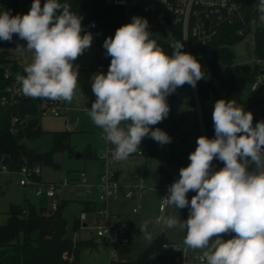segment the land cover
Segmentation results:
<instances>
[{
	"label": "clouds",
	"instance_id": "9594fccd",
	"mask_svg": "<svg viewBox=\"0 0 264 264\" xmlns=\"http://www.w3.org/2000/svg\"><path fill=\"white\" fill-rule=\"evenodd\" d=\"M256 7L264 23V0ZM81 20L60 0H47L43 7L40 0H33L22 16L0 13V41L11 42L15 34L27 42L26 48L17 45V54H33L24 67L26 75L16 76L25 97L72 101L79 75L73 62L93 40L90 32L82 35ZM148 27L147 19L136 16L117 28L103 44L111 57L107 74L92 77L96 99L89 115L118 160L136 153L146 136L160 145L170 143L166 132L151 127L168 116L166 97L185 84L195 88L204 78L197 59L182 51L183 43L173 42L169 55L156 38H150ZM253 119L235 101L217 100L212 112L214 138H197L190 163L180 169L179 179L162 199V208L187 207L189 216L186 220L162 216L156 223L185 230L184 244L201 250L206 264H264V121L253 125ZM214 159L224 167L212 171ZM190 191L196 195L189 201ZM150 223L146 220L139 227L149 241ZM229 233L235 234L233 238L223 239Z\"/></svg>",
	"mask_w": 264,
	"mask_h": 264
},
{
	"label": "trees",
	"instance_id": "16d2710c",
	"mask_svg": "<svg viewBox=\"0 0 264 264\" xmlns=\"http://www.w3.org/2000/svg\"><path fill=\"white\" fill-rule=\"evenodd\" d=\"M33 1V0H29ZM133 6L129 13L125 8L114 5L112 0H60L61 3L70 5V10L82 17L83 32L96 35L97 64L102 68V73L107 74L111 57L106 54L103 47L108 37H114V33L120 26L127 24L129 14H136L153 24L151 13L145 7L152 0H130ZM41 6L47 0H40ZM29 12V11H28ZM28 12H9L10 15H24ZM162 29L171 33L169 41H157L158 45L169 55L173 48V42L183 43L182 30L178 26L164 25ZM236 27H222L216 36L206 45H195L190 39V54L196 59L201 58L211 75L210 80L201 79L195 88L188 84L177 89L187 90L192 97L197 99L204 136L214 138V124L212 112L214 104L219 99L233 100L237 106L246 107V100L250 96V87L260 74L255 66L251 73L230 71L229 67L234 64V54L229 45L240 42L244 38L235 35ZM21 40L13 35L12 41ZM11 41V42H12ZM19 42V41H18ZM9 43L0 41V154L9 158V170L11 173H20L27 167L29 169L48 165L55 169L59 168L53 163L54 153L66 152L70 157L77 153L81 158L93 159L96 156L87 146L83 152H78L72 145L73 132L69 130L50 132L52 144L49 152H39L28 147L27 143L41 138L47 133L43 129L39 115L47 110H53L55 101L41 98H28L24 95L15 103H11L7 88L16 83L17 75H26L23 68H18L13 54L8 49ZM182 51L185 52L184 44ZM255 57L264 58V32L258 33L255 42ZM7 72L9 76H7ZM20 91V85H18ZM21 92V91H20ZM251 97V96H250ZM254 105L264 106V100L253 98ZM170 111L168 116L157 125L151 126L153 130L159 128L171 138L168 144L160 145L150 137H145L134 156H143L154 160L162 165L180 166L187 152H178V148L186 142V136L181 134V126L184 115L174 107V93L166 97ZM247 112V108H244ZM15 121V122H14ZM259 120L253 119V125ZM14 130V131H13ZM141 153V155H139ZM212 163L223 165V162L214 159ZM103 168V165H102ZM41 184L40 175L32 176ZM72 182V181H71ZM196 195V194H195ZM70 201H59L55 211L50 209V200L42 197L38 208L31 204L24 206L12 204L7 211V222L0 225V264H81L83 252H94L104 241L97 242L94 239H73L67 236L68 224L64 211ZM84 212H94L97 205L94 202H84ZM76 229H79V218L75 220ZM109 264H174L172 244L160 236L151 241L134 261L120 262L112 260Z\"/></svg>",
	"mask_w": 264,
	"mask_h": 264
},
{
	"label": "rangeland",
	"instance_id": "374dc122",
	"mask_svg": "<svg viewBox=\"0 0 264 264\" xmlns=\"http://www.w3.org/2000/svg\"><path fill=\"white\" fill-rule=\"evenodd\" d=\"M90 2V0H84ZM138 15L132 13L127 17V23H130L133 17ZM140 17V16H138ZM254 40L252 36H246L240 42L229 45L230 51L234 54V64L229 67L230 71L251 73L254 69L255 55L253 53ZM197 61L201 64L204 80H210L211 75L205 67V63L201 58ZM192 97L187 90L176 89L174 92V107L184 115L185 121L181 126V134L186 136V142L178 148V152L186 151V157L180 166L162 165L161 163L146 159L143 156L130 155L126 160L111 162L108 165L111 171L112 167L119 170L116 180L119 183L118 191L110 197L106 204L98 202V209L104 207V213L99 211L84 212V202H96V195L92 197L87 195L89 189L93 190L96 182L97 162L87 158L70 157L66 152L54 153L52 155L53 163L59 165L58 169L53 166L44 165L40 169V177L43 182L56 183V194L59 201H70L67 205L64 215L67 220L68 229L67 236L73 239L95 238L99 242L104 241L105 244L91 253L83 252L81 256V264H108L115 260L120 262L134 261L146 246L160 236H164L172 245L179 249L187 248L189 252L202 255L201 250H193L184 244L185 230L178 227L173 229L166 228L162 223L157 224L156 220L162 216L172 215L186 220L189 216V208L176 209L174 206L166 205L165 213L160 211L162 203L163 190H166L168 196V187L176 179H179L180 169L187 167L190 163L189 154L195 151L197 147V138L204 136L201 122L199 105L194 96V105ZM227 101V100H226ZM242 107V106H241ZM247 112L253 114L254 119L264 121V106L257 107L254 105L253 97L246 100ZM64 115L58 109L47 110L39 115L41 125L47 131L41 138L27 143L28 147L39 152H49L51 149L52 136L50 132L68 130L65 126ZM93 142H89L83 136H75L72 138V145L76 147L78 152H83L87 144L96 145V148L102 149L107 144L99 133L94 134ZM101 158V157H100ZM4 159H1L3 161ZM0 162V168H6ZM223 165L212 163V171H217ZM250 166L249 170H252ZM102 171V167L100 173ZM85 172L86 179L83 183L69 182L68 179L80 180L81 173ZM99 173V174H100ZM134 174H138L142 179V188L134 190V198H126L129 192V186L134 179ZM22 179L21 173H11L3 171L0 173V225L7 222V211L12 204L24 206L31 204L36 208L39 207L41 198L37 197L33 187L29 184L23 186L20 184ZM140 184V182H138ZM196 193L190 191L187 199ZM104 205V206H103ZM136 210V212H134ZM86 214V220L81 222L79 229H76L75 220L80 214ZM151 221L148 225V231L152 234L151 241L146 240L141 233L140 225L144 221ZM86 227H83V226ZM123 236L119 233V226ZM111 228V232L106 233L105 238H98L96 234L99 229ZM113 227V228H112ZM129 237V242H125L124 238ZM107 239H110L106 241Z\"/></svg>",
	"mask_w": 264,
	"mask_h": 264
},
{
	"label": "built area",
	"instance_id": "2783aa9c",
	"mask_svg": "<svg viewBox=\"0 0 264 264\" xmlns=\"http://www.w3.org/2000/svg\"><path fill=\"white\" fill-rule=\"evenodd\" d=\"M257 2L258 0H152L151 3L145 7V10L151 13L153 20V24L151 25H155L160 29H162L160 27L161 25H164V27H166V25H174L181 28L186 53H190V39L193 40L195 45H206L211 42L219 30L225 26L236 27V36H242L243 38L249 35L252 36L254 40V53L256 36L258 33L264 32V23H261L259 20L260 13L256 7ZM112 3L125 8L126 13H129L133 6L130 0H112ZM17 41L21 42L20 40ZM15 62L18 68H22V63L18 56L15 57ZM254 65L258 68L260 74L250 87L249 93L253 98L264 100V97L260 95V90H264V58L255 57ZM6 75L9 76V73L7 72ZM18 85L19 84L16 82L7 88L11 103H15L16 100H19L23 96L18 89ZM55 103L56 106H61L63 101L59 100L55 101ZM53 110H56V107H54ZM102 138L108 145V149L105 152L107 155L104 153L101 157L103 160V168L99 174L98 183L93 186V190L89 189L87 191L89 197H92L93 193L96 195L97 201L94 202L96 205H98V202L106 204L107 200L119 189L116 174L108 168L109 163L119 160L112 158L111 149L113 146L106 141L104 135ZM139 155H141V153H139ZM3 171H6V168H0V173ZM20 173L22 174L20 184L23 186L27 184L31 185L36 196L39 198L47 197L50 200V209L55 211L59 204L56 194L57 184H41L33 179V175H40L39 168L29 169L24 167ZM85 179L86 174L83 172L78 181L84 183ZM68 181L71 182L70 179H68ZM138 182H140V184H138ZM142 182L143 179L138 174H134V179L129 186V192L126 194V198H134V190L142 188ZM166 197L167 194L164 189L162 199ZM190 200L191 198H189V201ZM162 204L163 201L160 205V211L165 213L166 205L162 208ZM95 211H99V213L103 214L104 207L99 209L97 207ZM134 212H136V210H134ZM86 218V214L82 212L79 216L80 223L84 222ZM110 230V227L107 229H99L96 237L105 238L106 233L111 232ZM119 233L121 236L124 235L121 231V225L119 226ZM234 235V233L224 234L223 239H231ZM122 238H124L125 242L130 241L129 237ZM108 240L110 239L106 241ZM172 254L174 256V264H206L205 261L201 260V254L189 252L187 248L179 249L172 245Z\"/></svg>",
	"mask_w": 264,
	"mask_h": 264
},
{
	"label": "crops",
	"instance_id": "0c3cea01",
	"mask_svg": "<svg viewBox=\"0 0 264 264\" xmlns=\"http://www.w3.org/2000/svg\"><path fill=\"white\" fill-rule=\"evenodd\" d=\"M32 3L33 1L29 0H0V13H3L5 11L17 13L28 12L30 11ZM83 34L84 33H82V35ZM91 34L93 36L91 47L86 49L83 54L73 62L74 66L78 68L79 73L78 85L75 89L73 99L70 103L63 101V106L57 107L58 111H60L62 115L65 116V126L69 131H72L74 133L72 138L81 135L90 143L93 142L92 138L94 134L99 133L101 135V138L103 136L102 130L93 123L89 115V110L91 109L92 103L96 99L95 95L92 92V77L95 74L103 71L102 68L97 64L98 52L96 46V35L94 33ZM18 44L26 48L27 42L25 40L22 42L12 41L9 43L8 49L13 54L14 59L16 56L19 57L22 63V68L24 69L25 65L31 62L33 54L30 52H25L23 55L17 54L14 49ZM87 146H89L90 150L96 156V158L90 159L91 161L97 162L96 176H98V178H96V182L94 184L96 185L98 183L99 173L103 165V160L100 157H102V155L107 151L108 145L106 144L102 149H98L96 148V145L93 146L92 144H87ZM1 159L4 160L1 161ZM0 162H3V165L7 167L6 171H9V158L0 154ZM112 169V172H114L116 175L120 173L118 169H115L113 167ZM70 180L72 181V183L78 182V180H74L71 178ZM83 227L86 226L84 225ZM87 239H94L95 241L99 242L95 238ZM110 262H108V264Z\"/></svg>",
	"mask_w": 264,
	"mask_h": 264
},
{
	"label": "water",
	"instance_id": "95a60500",
	"mask_svg": "<svg viewBox=\"0 0 264 264\" xmlns=\"http://www.w3.org/2000/svg\"><path fill=\"white\" fill-rule=\"evenodd\" d=\"M149 32L152 34L150 38H156L157 41H169L170 37H172L171 33L165 30L158 28L155 25H151L148 27ZM260 95L264 97V90H260ZM76 158H81V155H76Z\"/></svg>",
	"mask_w": 264,
	"mask_h": 264
}]
</instances>
